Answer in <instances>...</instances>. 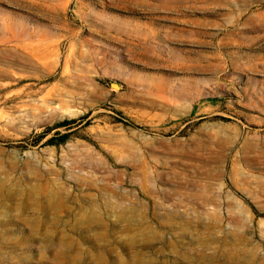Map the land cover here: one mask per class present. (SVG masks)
I'll return each instance as SVG.
<instances>
[{
    "label": "rangeland",
    "instance_id": "obj_1",
    "mask_svg": "<svg viewBox=\"0 0 264 264\" xmlns=\"http://www.w3.org/2000/svg\"><path fill=\"white\" fill-rule=\"evenodd\" d=\"M0 264H264V0H0Z\"/></svg>",
    "mask_w": 264,
    "mask_h": 264
},
{
    "label": "trees",
    "instance_id": "obj_2",
    "mask_svg": "<svg viewBox=\"0 0 264 264\" xmlns=\"http://www.w3.org/2000/svg\"><path fill=\"white\" fill-rule=\"evenodd\" d=\"M76 119L75 118H65L62 121L58 122V126H64V125H69L73 122H75ZM67 134H63V138H66Z\"/></svg>",
    "mask_w": 264,
    "mask_h": 264
}]
</instances>
